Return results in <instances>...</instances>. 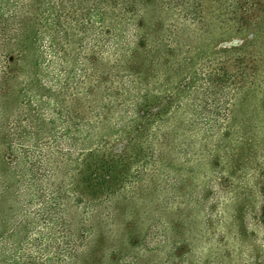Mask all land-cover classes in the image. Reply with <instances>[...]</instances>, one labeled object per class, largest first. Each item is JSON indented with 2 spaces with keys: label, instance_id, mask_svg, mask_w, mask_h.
Masks as SVG:
<instances>
[{
  "label": "trees",
  "instance_id": "trees-1",
  "mask_svg": "<svg viewBox=\"0 0 264 264\" xmlns=\"http://www.w3.org/2000/svg\"><path fill=\"white\" fill-rule=\"evenodd\" d=\"M263 26L264 0H0L10 235L42 228L30 245L56 244L57 264L111 233V264H186L198 236L202 264H264V115L247 96L205 100L203 82H236L201 63Z\"/></svg>",
  "mask_w": 264,
  "mask_h": 264
},
{
  "label": "rangeland",
  "instance_id": "rangeland-1",
  "mask_svg": "<svg viewBox=\"0 0 264 264\" xmlns=\"http://www.w3.org/2000/svg\"><path fill=\"white\" fill-rule=\"evenodd\" d=\"M177 3V2H176ZM176 4V9L181 10L184 8V4ZM183 13V12H181ZM175 19V18H174ZM181 21V19H179ZM178 20H171L170 23H179ZM252 30H244L241 34L238 32L233 31L232 37L234 38L232 41H229L226 45L222 46V50L218 53H215V62L209 64L208 61H201L202 63V78L204 79L206 75H208L207 71L211 69L212 66L220 67L225 70L226 73L232 74L233 81L236 83L233 85L232 88H228L226 90H221L219 88L215 89H207L206 91V82L202 84V97L207 100V97L210 96L216 97L219 100V103H224L225 97L230 96L233 94V98L236 97H243L247 96L248 101V108L253 113H258L259 118L263 112L261 109H264V26L257 30V35L252 38L251 36ZM251 37V38H250ZM227 49V50H225ZM223 72V71H222ZM221 72V73H222ZM210 89L212 91H210ZM210 93V94H209ZM216 95V96H215ZM210 98H208L210 100ZM204 103V107L207 108L209 103ZM231 107H228L227 113L229 117H232L233 111ZM264 120V118H262ZM204 116L202 120L203 126ZM110 206V205H109ZM125 204H120L119 207L123 208ZM6 207L5 202H0V264H48L46 263L47 260L51 259L54 263L57 264L56 261V244L52 245L50 249H37L33 248L30 243L31 241L36 239H42V235L45 233V230L38 229L36 230V234H27L24 231L20 233H15L14 235H10V227L8 223L13 224L15 221L14 215H9L7 218V225L5 226L4 214L3 210ZM110 208V207H108ZM104 210H107L105 208ZM72 213V212H71ZM154 216H157L156 210L152 212ZM72 213V217H73ZM75 217V215H74ZM139 230V227H138ZM136 229V231H138ZM135 233V230H134ZM125 234H119V237H126ZM135 235V234H134ZM261 236V234H260ZM113 237V233L104 236L107 238L106 243H104V247H94L92 241L85 246L83 249L79 247V253L76 258H74L70 264H111L108 262V259L113 257L111 254L113 250L116 249L115 247L119 245L121 246V239L116 241L111 240ZM157 234H152L149 238V247L151 248L152 245L157 240ZM97 239L93 237L91 240ZM194 248L193 253L191 254V260L186 264H202V239L200 237H195L194 240ZM141 248L140 250H142ZM90 250L92 252H90ZM137 249L134 248H127L123 249L121 253L123 257L126 255H134V252ZM186 251L189 250V247L185 249ZM139 251V250H138ZM187 253V255H189ZM142 255H145L141 264H156L157 262H163L165 258L162 256L153 255V253L144 251ZM95 257V258H94ZM193 259V260H192ZM94 260V261H93ZM177 261V259H176ZM52 263V262H51ZM175 263V262H174ZM122 264H125L124 262ZM127 264V263H126ZM176 264H181L179 261ZM184 264V263H182Z\"/></svg>",
  "mask_w": 264,
  "mask_h": 264
}]
</instances>
